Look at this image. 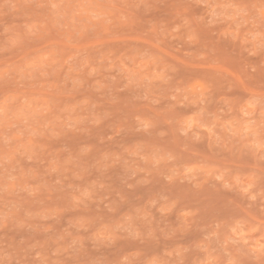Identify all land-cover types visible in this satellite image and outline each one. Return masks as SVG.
<instances>
[{"label": "rangeland", "instance_id": "374dc122", "mask_svg": "<svg viewBox=\"0 0 264 264\" xmlns=\"http://www.w3.org/2000/svg\"><path fill=\"white\" fill-rule=\"evenodd\" d=\"M0 264H264V0H0Z\"/></svg>", "mask_w": 264, "mask_h": 264}]
</instances>
